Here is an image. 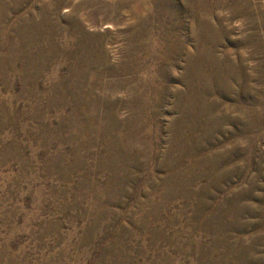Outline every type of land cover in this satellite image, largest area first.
<instances>
[{
    "label": "rangeland",
    "instance_id": "374dc122",
    "mask_svg": "<svg viewBox=\"0 0 264 264\" xmlns=\"http://www.w3.org/2000/svg\"><path fill=\"white\" fill-rule=\"evenodd\" d=\"M0 264H264V0H0Z\"/></svg>",
    "mask_w": 264,
    "mask_h": 264
}]
</instances>
